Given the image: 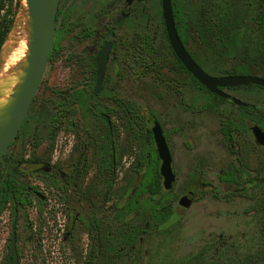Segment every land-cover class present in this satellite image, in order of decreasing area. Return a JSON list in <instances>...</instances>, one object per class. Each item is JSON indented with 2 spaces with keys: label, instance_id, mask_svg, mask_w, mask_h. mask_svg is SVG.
Masks as SVG:
<instances>
[{
  "label": "rangeland",
  "instance_id": "obj_1",
  "mask_svg": "<svg viewBox=\"0 0 264 264\" xmlns=\"http://www.w3.org/2000/svg\"><path fill=\"white\" fill-rule=\"evenodd\" d=\"M243 1L247 0H231V3L236 13L248 16L253 8L244 5ZM188 4L183 12L190 10L187 15L197 22L199 8L206 6V2L200 0L197 4L189 0ZM22 5L23 0L7 1L8 16L13 19V24L22 19ZM146 7L149 10L148 23L140 14L127 21L119 37L131 39L137 33L154 32L160 54L165 53L168 44L163 35L160 0L150 1ZM61 8L63 12L64 3ZM77 15L79 13L74 12L69 21L63 13L60 15L53 55L43 83L27 122L0 171V181L9 176L19 181L24 198L33 194L32 188L37 187L43 193L42 199H46L42 213L37 209L39 198L35 195L33 205L25 203L16 210L10 203L1 214L0 264L9 262L15 225L20 264H264V195L233 197L228 194L231 189H226L216 179L212 180L209 174L213 166L221 169L225 157L222 147H217L220 144L217 120L205 128H185L180 132L185 123L183 107L178 104L174 107L173 100L159 98L158 84H151L149 93L146 91L148 78L136 82L123 81L119 95L133 96L131 104L124 102V106L127 105L128 109L135 107L139 120L130 132L128 118L112 114V117L116 116L114 121H117L121 156L114 168L103 161L104 154L97 148L104 144L106 128L98 115L112 108L111 96L116 90L110 81V64L109 82L104 84L102 93L93 96L95 81L89 77L82 62L87 59L82 58L84 45L79 43L75 32H66ZM89 26L97 27L98 23ZM89 26L84 24V27ZM206 43L208 45L204 46L190 41L189 47L199 50V60L208 73L218 76L246 68L236 71L237 75L264 78V50L253 43L232 46L227 42L222 46L224 43L218 39H209ZM26 44L27 39L21 38L17 44L20 53H24ZM203 48L214 49V54L201 51ZM158 73L156 71L152 75ZM228 93L252 106L261 107V124H264L263 88L248 86ZM197 96L200 98L199 109L212 97L201 89ZM232 110L245 111L237 107ZM152 119H159L170 140L177 175L174 189L168 195L174 198L173 215L160 226L153 223L152 202L147 196L139 212H131L129 207L135 189L147 171L145 161L151 147L149 131L153 127ZM70 120L75 126L70 124ZM191 135L199 136V147L195 150L194 147H186L192 144ZM79 150L85 154L84 157L80 156ZM79 159L81 163L85 161L83 181L70 183L66 190L54 189L47 184L52 180V166L62 171L64 177ZM100 163H103L101 168ZM202 181H207L208 186H203ZM191 192L197 193L198 197L189 209H185L180 205L181 198ZM79 217L89 223L93 233L94 220L97 221L102 232L100 247L88 241ZM132 231H138V234L136 240L129 244L126 237ZM106 235L111 236L109 241L104 237ZM117 237H123V242L116 244ZM97 249L100 251L98 257L94 254Z\"/></svg>",
  "mask_w": 264,
  "mask_h": 264
},
{
  "label": "flooded vegetation",
  "instance_id": "obj_2",
  "mask_svg": "<svg viewBox=\"0 0 264 264\" xmlns=\"http://www.w3.org/2000/svg\"><path fill=\"white\" fill-rule=\"evenodd\" d=\"M150 1L152 0H133L132 2H129L128 0H61L60 1V6L57 14V22L60 18L61 13H63V17L66 19V21L67 20L69 21V19L72 17L74 12L79 13V15H77L76 18L72 19V23L70 24L68 23L69 25L66 29V32L67 33L75 32V37H77L79 43L84 45L83 49L85 53L82 58H87V59H83L82 62L86 66L85 70L88 71L89 77L95 81V89L93 92V96L95 97L100 94L99 93L98 95H95V90L98 80L97 78L98 58L102 53V51L104 50L106 44H110L111 47L110 56L108 63L106 65L105 76L102 83V89L104 90L103 87L104 84L109 82L108 69H109V65L111 64L110 81L112 83V86L116 90L115 94L111 96V100L112 103H114V105H112V108L109 107L105 112H100L98 115L100 119L104 121V125L106 128V134L103 141L104 144L101 147L97 148L100 153L104 154L103 161L106 162V164H108L109 167L114 168L120 161V156H121V150L119 148V143H118L119 131L117 127V121H114L116 116L112 117V114L117 115V117H119L121 114H122V118L124 116L127 117L128 131L130 132L136 128L139 120L138 115L135 113V107L128 109L127 105L124 106L125 104L124 102H127V104H131L129 102L133 100V96L129 94L119 95L120 88L121 87L123 88L122 82L129 80L136 82V81H140V79L148 78L146 91L150 93L151 91L150 85L156 83L158 84V88L160 87L157 93L159 98L163 99L164 101L173 100L174 107L177 104L183 107L182 114L185 117L184 119L185 123L184 124L183 122L181 123L183 124V126L179 129L180 132L185 130V128L187 130H198L199 128H205L206 126L211 125V123L214 120L218 121L217 135L218 137H220V144H218L217 147H222V149L225 151V157L221 169L220 168L217 169L215 168V166L211 167L212 171L209 174L212 175L213 177L212 180L216 179L218 183L224 185L226 189H231L228 192V194L233 197L240 198V197L248 196L250 198H256V196H258L259 194L260 196L264 195V145H262L258 141V138L255 133V127H260L264 131V128L262 127L261 124V117H262L261 107L257 105L252 106L245 101L243 102L247 103L248 106H239L233 101L234 96L228 93V91L235 89L237 90L242 87L223 89L232 96L231 98H227V99H224L209 92V90L205 87L207 89V92L210 93L212 97L209 102H204L205 105L199 109L198 104L200 102V98L197 96V93L198 90L200 89L199 84L201 83L190 71L187 70V68L183 65V63L180 61V59L177 57V55L175 54V52L171 47L167 34L164 16H163V0H160V8L162 14L161 18L164 29L163 35L164 32L166 31V35L168 39L167 40L165 37L168 44V48L166 49L165 53L160 54V52L157 50L159 49V47H157L156 45L157 44L156 34L151 33L150 31L134 34V36L131 39L128 38L121 39L119 37L120 31L123 30V27L126 26L127 21L135 19L140 14L142 15L145 23L146 24L148 23L149 10L146 7V5ZM188 1L189 0H171L174 11V18L176 13L175 9L178 8L177 12L182 14L183 9H185V7L187 6L186 4H188ZM199 1L200 0H191L192 3H197V4ZM204 1L206 2V0ZM260 1L261 0H247L246 2L243 1V3L244 5H247L249 8H253L257 11L258 9H260ZM207 2L208 4H210V6H213L215 8V11L219 12L220 8H223V11L226 14H229L230 6L232 5L231 0H208ZM62 3H64L65 6L63 12L61 8ZM140 9H142L141 12ZM57 22H56V32H57ZM93 23L94 24L98 23V26L97 27L89 26ZM175 23H176V18H175ZM84 24L88 25L89 27H84ZM176 28H177V24H176ZM183 44L186 48V51L190 54L193 60L206 73H208L203 63L199 60V56H198L199 50L198 49L194 50L190 48L185 44V42H183ZM54 47L55 45L53 44V48ZM201 51L206 52L209 55L214 54V49H210V48H203L201 49ZM52 55L53 53L51 51L50 58L52 57ZM239 70H247V69L238 68L235 69L234 71H239ZM156 71H159V73L152 75V73H155ZM218 76H237V75H218ZM153 81L154 83H151ZM233 107H237L238 109H244L245 111L244 112H240V111L237 112L233 110L231 111ZM27 119L24 125L26 124ZM150 121L151 118L148 119V122ZM152 122L154 127L155 123L159 122V119H152ZM70 124L75 126V124L71 120H70ZM159 124L161 125L164 133V128L162 124L160 122ZM153 127L149 131L150 144L152 143V139H151V133H152L154 146L156 147L157 150V145L153 134ZM19 134L17 136V139L19 137ZM164 135L172 155L170 140L165 133ZM190 138L192 144L191 145L187 144L186 147H194L195 150L197 147H199L197 143L199 136L196 135L195 138V136L191 135ZM73 146L75 147L76 145ZM80 147H82V145ZM81 150H79L80 152L79 154L80 156L84 157L85 154L81 153ZM149 153L145 161L147 163V167H148ZM157 155L159 157L158 151H157ZM6 156L4 157L3 162ZM3 162L0 167L3 166ZM81 162L82 160L79 159L77 163H74L72 170L69 171L67 175L64 174V177L62 175V171L56 170L52 166V169L50 171L51 176L49 175L52 178V180H50L49 183L58 182L60 183V186L59 188L50 185L49 186L54 189L66 190L68 186H70V183H79L83 181V177L85 175V169H84L85 161L84 163ZM161 164H162V160L160 159V167ZM102 165L103 163L102 164L100 163L99 168H101ZM160 167H159V172H160ZM201 175L202 173L200 172L199 173L200 178H202ZM13 178L17 180L15 177ZM176 180H177V175H176ZM162 181L164 182L163 177H162ZM17 182L19 183L18 180ZM63 182L65 183V186H61V183ZM202 182H203V186H208L207 181H202ZM20 186L22 185L20 184ZM173 189L174 187L171 190L167 191L164 188V191L172 193ZM32 191H34V193L28 195L30 198H34L35 195L36 196L38 195V198L42 199L43 193L39 192V189H37V187L32 188ZM190 194H192L193 203H194L195 199H197L198 197V194L195 192L194 193L191 192ZM42 200H44V198ZM132 210L133 209L131 208V212ZM79 218L81 221H83L84 226L82 231L87 235L88 241H90L94 246L100 247L102 244V232L101 229L98 228L99 226L97 221L94 220L95 228L93 233V231L89 228V223L86 220H84L83 217H79ZM14 232H16V243H17V229H14L11 235V245H12V238ZM104 237L106 238L107 241L111 239V236L109 235H106ZM133 237H134V232L132 231L129 234H127L126 242L132 244ZM123 240H124L123 237H117L115 239L116 244L122 243ZM222 245L225 246L224 242ZM94 254L96 256L97 255L99 256L100 251L97 249L95 250ZM18 259H19V255H18ZM14 262H15V257L14 256L11 257V247H10L8 264H14Z\"/></svg>",
  "mask_w": 264,
  "mask_h": 264
},
{
  "label": "water",
  "instance_id": "obj_3",
  "mask_svg": "<svg viewBox=\"0 0 264 264\" xmlns=\"http://www.w3.org/2000/svg\"><path fill=\"white\" fill-rule=\"evenodd\" d=\"M27 4L22 19L13 24L1 50L0 75L6 64V58L16 47V43L25 37L28 42L26 58L18 63L8 76L0 80V166L10 147L17 139L33 102L43 83L50 54L53 48L57 14L61 0H23ZM132 2L133 0H128ZM163 16L166 24L171 47L183 65L209 92L224 99L231 98L223 89L235 87L258 86L264 89V78L258 76H214L206 73L186 51V48L176 28L174 11L171 0H163ZM20 34V35H19ZM111 47L106 44L98 58L97 86L95 95L102 92V83L106 65L109 60ZM233 101L239 106H248L238 98ZM258 141L264 145V131L255 127ZM153 134L157 151L162 164L160 174L163 177L164 188L169 191L174 187L176 175L173 170V158L159 122L153 127ZM180 205L189 209L193 205L192 194L185 195ZM15 257L14 264H20L16 250V232L11 245V257Z\"/></svg>",
  "mask_w": 264,
  "mask_h": 264
},
{
  "label": "trees",
  "instance_id": "obj_4",
  "mask_svg": "<svg viewBox=\"0 0 264 264\" xmlns=\"http://www.w3.org/2000/svg\"><path fill=\"white\" fill-rule=\"evenodd\" d=\"M7 1L8 0H0V50L14 22L13 19L8 16L9 10L7 8ZM207 1L208 0H206V6L199 8V19L197 22L191 20L187 15L190 14V10L189 12H182L181 14L177 12L178 8L175 9L177 28L181 39L187 46H189L190 41L205 46L208 45L206 41L209 39L210 41L218 39L224 43L221 44L222 46H226L227 42H230L232 46L247 42L253 43L258 49L264 50V0L260 1V9L257 11L253 9L252 13L250 10L248 16L236 13L232 3L229 14H226L223 8H220L219 12L215 11V8L210 6ZM208 15H212V17L209 18ZM164 35L167 39L166 31ZM157 50L160 52L159 49ZM224 75H237V72L232 70L226 72ZM199 88L207 92V89L203 85L199 84ZM262 127L264 128V124ZM151 139L152 145L148 156L147 171L142 182L135 189V195L129 207H131L134 212H139L142 205L145 203L144 197L147 196L148 199H150V203L152 202L151 214L153 223L156 222L158 226H160L164 225L172 217L174 198L168 197L170 193L164 191L162 177L159 172L160 159L157 155L156 147L154 146L152 133ZM1 169L2 167H0V171ZM47 184L56 188L60 186L58 182H47ZM22 191L23 188L13 176H9L7 179L0 181V216L10 203L14 205L16 210H20L25 203L33 205V198L29 196L24 198L22 196ZM37 202V208L40 213H42V205L46 203V199L42 200L39 198ZM15 229H17V225H15ZM137 234L138 231H134L133 242L136 240Z\"/></svg>",
  "mask_w": 264,
  "mask_h": 264
},
{
  "label": "bare ground",
  "instance_id": "obj_5",
  "mask_svg": "<svg viewBox=\"0 0 264 264\" xmlns=\"http://www.w3.org/2000/svg\"><path fill=\"white\" fill-rule=\"evenodd\" d=\"M24 9H27V4L24 1L23 3ZM17 44L16 47L13 49L12 53L7 56L6 58V64L4 65V68L1 72L0 75V80L6 78L8 76V73L11 71L12 68H14L18 63L23 61L26 58L27 52H28V42H27V47L24 53H20L19 50L17 49Z\"/></svg>",
  "mask_w": 264,
  "mask_h": 264
}]
</instances>
